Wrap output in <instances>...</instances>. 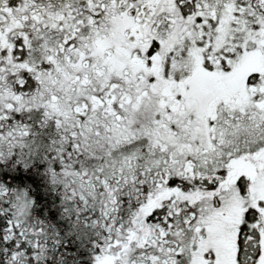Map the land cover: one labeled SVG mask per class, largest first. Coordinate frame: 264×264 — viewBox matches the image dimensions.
<instances>
[{"label":"snow or ice","instance_id":"1","mask_svg":"<svg viewBox=\"0 0 264 264\" xmlns=\"http://www.w3.org/2000/svg\"><path fill=\"white\" fill-rule=\"evenodd\" d=\"M0 264H264V0H0Z\"/></svg>","mask_w":264,"mask_h":264}]
</instances>
